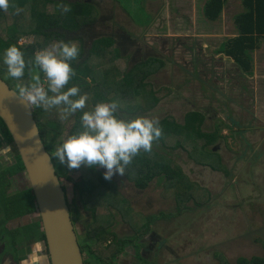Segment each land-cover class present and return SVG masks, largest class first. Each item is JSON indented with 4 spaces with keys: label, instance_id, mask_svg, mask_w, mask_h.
<instances>
[{
    "label": "rangeland",
    "instance_id": "374dc122",
    "mask_svg": "<svg viewBox=\"0 0 264 264\" xmlns=\"http://www.w3.org/2000/svg\"><path fill=\"white\" fill-rule=\"evenodd\" d=\"M91 1L97 10L91 38L111 35L114 43L118 41L120 53L126 56L117 60L119 69L147 58L143 53L133 55L136 48L156 52L163 60L148 79L153 90L168 86L171 91L153 108L136 115L157 119L170 115L181 122L186 111L198 110L204 114L202 129L212 130L221 121L232 128L222 124V137L208 146L220 154L223 170L200 165L182 148L171 151L186 176L198 184L180 209L173 195L164 197L161 182L153 179L138 191L125 176L113 174L136 209L163 215L157 224L161 264H216L217 253L233 264L238 256L263 255L264 107L253 108V91L264 90V39L251 51L250 74L219 51L220 44L236 34L232 18L243 9L240 0H227L215 21L204 18V0ZM259 99L264 104V97ZM71 123L68 118L65 128ZM78 174L69 170L72 178ZM25 180L28 183L26 176H20L14 183L18 187ZM61 183L71 200V182L61 178ZM205 195L206 203L195 206L194 200ZM34 245L33 253L41 263L39 258L45 259V254Z\"/></svg>",
    "mask_w": 264,
    "mask_h": 264
},
{
    "label": "trees",
    "instance_id": "16d2710c",
    "mask_svg": "<svg viewBox=\"0 0 264 264\" xmlns=\"http://www.w3.org/2000/svg\"><path fill=\"white\" fill-rule=\"evenodd\" d=\"M62 2L65 0H9V9L0 11V52L9 44H15L24 53L25 58L29 59L35 50L55 39H73L79 43L80 55L73 62L75 75L69 83L78 85L80 91L87 94L91 102L101 99L118 100L123 106L122 110L129 116L153 108L171 91L168 86L153 90L148 79L163 65L161 58L149 56L119 69L117 60L126 56L120 53V49L114 45V39L111 36L95 37L85 47L79 32L87 31V26L95 22L97 11L95 3L91 0H66L70 11L62 13L59 7ZM226 2L227 0H205L202 5L204 18L208 21L218 19ZM239 2L243 9L232 18L236 34L224 40L219 46V51L231 57L237 66L250 74L251 51L257 47L259 41L264 39V0H240ZM14 6L22 8V11L13 14ZM23 37H27V41L18 44V39ZM0 75L10 87L16 90L15 79L7 75L2 64H0ZM27 78L26 72L24 79ZM88 106L86 103L85 107ZM61 115L58 106L51 109L39 106L33 108V116L41 140L51 156L55 173L60 181L64 178L71 182L72 191L81 198L83 207L91 212V221L85 226V236L79 245L81 253L86 252L88 256L93 257L94 261L103 262V257L112 259L116 252L120 251L119 248L109 254L99 252L107 249L99 243L100 239L108 235L109 222L105 213L108 211L107 206L117 202L116 209L121 212L125 201L116 189L115 180L113 178L105 180L100 168L83 165L78 168H68L66 164L60 163L53 157L55 145L62 138L63 132L66 130V135L70 134L79 126V111L63 119L60 118ZM68 118L72 119V123L66 129L65 124ZM158 120L161 135L153 141L151 151H141L134 156L122 175L137 188H145L153 179L161 182L162 193L165 195L163 196L173 195L180 209L184 201L191 197L198 184L186 176L170 155L171 151L182 148L190 159L200 165L208 166L213 170H223L220 154L216 148L208 146L214 145L218 138L222 137L220 134L222 124L230 127V130L232 128L221 121L222 124L219 126L214 124L212 130L202 129L204 114L198 110L186 111L181 122L170 115ZM0 123L6 127L1 118ZM17 158V169H23L19 156ZM70 169L78 170L77 178L69 175ZM7 183L8 181H5L4 185ZM62 188L64 189L63 186ZM204 190L207 193V190ZM13 198L16 204L15 216L36 210L30 187L16 192ZM206 200L205 195V198L195 199L194 204L200 206L206 203ZM75 201L74 197L70 202L66 199L70 217L76 209ZM150 221L149 218L145 219L141 234L146 233ZM129 224L133 228L136 227L131 220ZM42 237L44 239L43 233ZM215 257L216 264H232L219 253L215 254ZM83 261L85 263L88 260L84 258ZM233 264H264V254L250 257L238 256Z\"/></svg>",
    "mask_w": 264,
    "mask_h": 264
},
{
    "label": "clouds",
    "instance_id": "9594fccd",
    "mask_svg": "<svg viewBox=\"0 0 264 264\" xmlns=\"http://www.w3.org/2000/svg\"><path fill=\"white\" fill-rule=\"evenodd\" d=\"M9 6V0H0V11H7ZM59 7L62 13L70 11L66 0ZM21 11L13 7V14ZM79 55L77 41L61 38L35 50L29 59L18 46L9 44L0 52V64L15 79L17 94L28 106H58L61 119L79 111V126L60 139L52 155L68 168H102V177L109 180L114 173L124 174L139 152L151 151L161 127L155 117L129 116L116 99L91 102L78 85L70 84L75 75L72 65ZM9 152L8 145L0 146L4 159H10Z\"/></svg>",
    "mask_w": 264,
    "mask_h": 264
},
{
    "label": "flooded vegetation",
    "instance_id": "af4514ba",
    "mask_svg": "<svg viewBox=\"0 0 264 264\" xmlns=\"http://www.w3.org/2000/svg\"><path fill=\"white\" fill-rule=\"evenodd\" d=\"M111 37L113 38V36ZM129 38H126L124 42L129 43ZM147 43H152V39L148 40ZM116 46L119 48L118 44H116ZM147 48H150V46H147ZM175 48L176 47H174V49ZM159 51L160 49L158 52ZM140 53H143L142 55H145V57H148L149 55L159 57L157 56L159 54L156 52H151L148 50L141 52L139 48L134 49L133 55ZM174 57L176 56L174 55ZM136 58L137 57H133L132 59ZM139 60L141 59H138L135 62H138ZM4 145H8L10 148V152L7 153L10 159H4L3 155H0V264H50L45 239L42 237L43 230L37 208L36 210L15 216L16 204L13 201V197L15 196L16 192L20 190H27L30 185L26 182V180L18 187L14 183L16 178H19L20 176L25 178L26 173L24 171V167L23 169H17V157L19 156L18 151L10 133L6 127H3L0 123V146ZM114 180L117 183V180ZM5 181H8L7 185H4ZM116 189L125 201L123 204L124 207L120 212L115 206L117 202L107 206L108 211L105 213L109 222L107 230L108 235H106L104 239H100L101 242H99L101 246L107 247V249L100 250L99 252L109 254L117 251L116 249L119 248L120 251H117L112 259L103 257V262L94 261L93 257L88 256L86 252L82 253L83 259L86 258V261H89L85 263L161 264L160 245L162 239L160 238V233L157 230V224L160 221L161 214L143 213L142 210L136 209L134 207V201L133 199H130L123 184L120 185L117 183ZM141 189L144 188H137L138 191ZM73 197L76 200V209L74 213H72L71 220L77 235L78 244L80 245L82 239L85 236V226L91 221V212L90 210L83 207L81 198H79L77 194L75 195L74 192H72V198ZM71 200L67 201L70 202ZM148 218L151 220L150 225L146 233L141 234L145 219ZM129 220H131L133 224H136L137 222L136 225H133L136 227L133 228L129 224ZM134 235L135 237H133ZM35 243L37 244V247H39V251L45 254V259L42 260L41 263L36 258V254L33 253ZM29 253H33V255L31 258H29V260H27L30 255Z\"/></svg>",
    "mask_w": 264,
    "mask_h": 264
},
{
    "label": "water",
    "instance_id": "95a60500",
    "mask_svg": "<svg viewBox=\"0 0 264 264\" xmlns=\"http://www.w3.org/2000/svg\"><path fill=\"white\" fill-rule=\"evenodd\" d=\"M0 118L15 143L32 190L50 264H85L60 178L46 150L33 108L0 75Z\"/></svg>",
    "mask_w": 264,
    "mask_h": 264
},
{
    "label": "crops",
    "instance_id": "0c3cea01",
    "mask_svg": "<svg viewBox=\"0 0 264 264\" xmlns=\"http://www.w3.org/2000/svg\"><path fill=\"white\" fill-rule=\"evenodd\" d=\"M201 12H202V8H201ZM92 29H93V24L87 28V31L86 30H80V32H79V36L82 38V41H83L85 47L89 45L90 39L93 38V37L91 38V33H92L91 30ZM116 44H118V41H115V45ZM253 95L255 97V103H254L253 108L258 109V107H259L262 110L264 107L263 106L264 104H262V101L259 98L264 97V90L261 91L260 89H254Z\"/></svg>",
    "mask_w": 264,
    "mask_h": 264
},
{
    "label": "built area",
    "instance_id": "2783aa9c",
    "mask_svg": "<svg viewBox=\"0 0 264 264\" xmlns=\"http://www.w3.org/2000/svg\"><path fill=\"white\" fill-rule=\"evenodd\" d=\"M26 41H27V37H23V38L18 39L17 43L21 44V43L26 42ZM31 107L34 108V106H31Z\"/></svg>",
    "mask_w": 264,
    "mask_h": 264
}]
</instances>
